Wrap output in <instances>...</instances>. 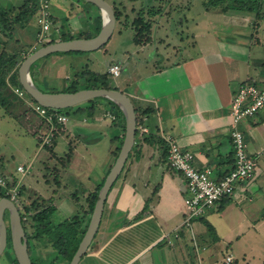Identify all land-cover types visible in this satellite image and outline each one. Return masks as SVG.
Wrapping results in <instances>:
<instances>
[{"label":"crops","instance_id":"obj_1","mask_svg":"<svg viewBox=\"0 0 264 264\" xmlns=\"http://www.w3.org/2000/svg\"><path fill=\"white\" fill-rule=\"evenodd\" d=\"M106 1L120 12L109 38L117 43L111 49L104 44L93 50H100L102 65L94 69L90 62L94 58H88L86 70L105 74L111 63L120 64L117 76L108 73V83L130 98L136 128L141 125L146 131L136 129L130 155L114 181L116 185L113 183L107 193L96 234L78 264H264L260 245L264 240V108L238 125L248 152L256 157L253 178L241 182L230 198L189 225L184 222L185 181L165 159L166 139L170 138L181 149L192 152L197 168L211 166L218 178L230 171L234 159L229 136L230 102L241 83L264 85V16L256 19L255 11L204 8L202 0ZM8 3L16 5V0H0L2 5ZM142 8L148 10L149 39L136 43L134 14ZM51 16L54 22L49 34L54 35L63 25L71 35L73 29L83 33L91 30L89 25L95 27L97 22L86 23L90 17L100 16L102 22L99 8L78 0H51ZM34 22L36 15L21 31L23 39L31 37L35 44L39 29ZM123 39L127 44L121 46ZM54 61L51 56L46 63ZM93 62L97 64L96 59ZM21 101L33 117L31 123L24 117V131L37 142L34 156L21 164L27 167L22 177L35 169L34 162L51 152L64 158L67 180L76 179L70 176L76 168L72 160L84 152L87 167L80 166L83 173L76 174L83 180L81 188L70 190L69 186L76 184L67 182L69 186L61 187L64 194L57 195L51 205L52 215L65 210L66 219L87 216L90 197L115 160L110 151L117 145L116 138L123 136L125 121L100 98L95 99L93 115L66 113L64 123L47 122L33 111L30 100ZM112 126L106 156L94 166V152ZM88 135L95 138L88 141ZM88 169L95 175L86 173ZM15 176L18 178L19 173ZM63 199L71 202L68 209L61 206ZM56 224L49 226L51 230ZM25 234L28 248L31 240L35 257L42 260L51 237L34 231L31 238L26 229ZM227 256L230 262H226ZM6 259L11 261L8 256ZM59 261L50 259V264L62 263Z\"/></svg>","mask_w":264,"mask_h":264},{"label":"rangeland","instance_id":"obj_2","mask_svg":"<svg viewBox=\"0 0 264 264\" xmlns=\"http://www.w3.org/2000/svg\"><path fill=\"white\" fill-rule=\"evenodd\" d=\"M22 0H16V5L13 6L14 8V13L17 12V7L19 4H21ZM264 11V7H263ZM148 10L147 9H138L136 13L134 14V19H146L148 15ZM264 16V15H263ZM88 18V17H86ZM85 20V19H84ZM88 22H97V18L90 17L88 19ZM35 23V28L38 31V25L37 22ZM85 25V24H84ZM94 24H90L89 28L91 30L84 32L85 34L92 35L95 31V27H93ZM88 27V26H87ZM135 30L137 27L133 25L132 27ZM79 29H73L72 33L74 36L82 35L83 32L77 31ZM36 31V32H37ZM22 33V34H21ZM83 33V34H84ZM59 34V33H55ZM22 35V40H19ZM54 34H49V40L51 38H57ZM25 35L23 34V31L16 29L14 32V36L12 37L9 47L17 52L20 53L18 57V63L17 67H19L20 63L22 60L29 54L31 51L35 50L39 46L43 45L44 43H47L48 40L46 39L42 44H34V41L25 38ZM36 37V36H35ZM21 39V38H20ZM109 41V42H108ZM107 43L104 45V48H114L116 45V41H113V37L108 40ZM124 42H122L120 45L124 46V43L126 42L125 39H123ZM34 44V45H33ZM127 44V42H126ZM125 44V45H126ZM93 53L89 52H82L78 54H71V53H52L51 55H46L42 58H39L35 64L32 67V72L34 73V76L37 77L35 78V82L37 83L38 87L41 88L44 91H53V92H60L63 89L65 90L70 81L73 79L75 75L79 74H84L86 72V63L88 62V58H94L97 60V64H94L95 62L94 59H92L91 65H93L94 69H99V67L102 65L101 60V53L99 51H92ZM51 56H54L55 61L51 63H46L50 62ZM138 58L142 59L143 57L141 54L138 55ZM88 62V63H90ZM45 63V64H44ZM87 78L88 76L82 77L79 81V87L84 86L87 83ZM9 99L8 101L5 102L4 105L0 106V173L1 174H6L10 172L13 176L17 174L16 172V167L17 165L21 164H27L28 161L34 156V154L37 151V142L36 138L32 134H28L29 132L24 131V117L27 118L28 122L30 123L33 121L32 115H29L27 113L28 111L25 110V105L22 103L21 99L17 94H15L14 91L8 92ZM27 94V93H26ZM20 99V100H18ZM26 100H30L29 96L26 95ZM83 105H88V103H84ZM71 108H65L61 109L62 112L64 113H71L72 111L70 110ZM114 127L112 126L111 128H107L105 131V134L103 135L102 142L98 145L97 150L94 152L95 154V159H93L94 166L98 165L101 163V160L103 157H105L107 153V149L109 148V145L111 144V136L112 134V129ZM114 130V129H113ZM88 141L93 140L95 137L94 136H87ZM79 151H81V146H77ZM46 149V147L44 148ZM83 150V149H82ZM60 152V151H58ZM81 156L78 158L77 156L73 158L72 164L76 167L71 170L72 173L70 176L72 178L76 179H69L67 180V175L65 174L66 172L68 173L69 171H66V169L63 167L64 162L62 161L61 157H56L53 156L51 152L47 153L45 155V158L39 161V159L34 162L35 169L33 171L30 170V172L25 176L22 177L19 173L20 181H22L19 184V211L21 214V219L23 222V226L26 229V233H31L30 237L32 238L34 236V231L33 227L31 226L32 221L30 219V215L33 214L34 212L41 210L49 205H51L53 202V199L57 198V195L64 194L63 192V187L64 185H67L68 183H74L76 184L75 187L69 186L70 190H73L74 188L80 189L82 185V178H77V175L80 173H83L82 169H79L80 166H83L84 162H88L86 159V154L84 152H81ZM113 158V157H112ZM84 161V162H83ZM89 171V172H88ZM86 173H93L92 176H94V172H90L88 169ZM78 173V174H77ZM77 174V175H76ZM16 177V176H15ZM85 182V181H84ZM27 183V184H26ZM117 181L114 183L113 187L116 185ZM84 184V183H83ZM23 188H22V187ZM57 187V188H56ZM85 187V185H84ZM60 191V193H58ZM78 198H81V194L77 195ZM76 197V196H75ZM61 206L67 207V209L70 207L71 202L66 200H62ZM79 204H82V202H78ZM32 207L30 214L25 216V208L30 206ZM77 207V205H76ZM51 222L52 223H57L65 220L67 217V214L64 210L63 213L57 211L53 215H51ZM211 234H214L212 232ZM30 238V239H31ZM249 239V238H248ZM80 241V239H79ZM78 241V243H79ZM52 245V239L49 241ZM47 240V250L42 251L43 258L37 260L35 257V253L32 246V241L29 240V256L33 260L34 264H50V259H53L54 261L62 262L60 264H65L66 260L62 258H57V252L55 248L51 246L50 243ZM77 244V243H76ZM263 245L264 248V240L260 244ZM76 245L73 246L72 248L75 249ZM12 257V251L7 250L5 251L1 256H0V264H12L10 260H7L6 258ZM41 260V261H40ZM63 260V261H61ZM70 259L68 258L67 261ZM6 262V263H5ZM58 263V262H57ZM56 263V264H57Z\"/></svg>","mask_w":264,"mask_h":264},{"label":"water","instance_id":"obj_3","mask_svg":"<svg viewBox=\"0 0 264 264\" xmlns=\"http://www.w3.org/2000/svg\"><path fill=\"white\" fill-rule=\"evenodd\" d=\"M101 10L102 22L99 31L90 37H74L56 40L39 46L29 53L18 67V80L22 89L37 104L52 108L65 109L96 98L113 101L125 119L123 140L118 154L97 192L87 227L68 264H78L88 249L99 226L104 202L112 184L120 174L133 146L136 135V114L130 98L120 90L112 88H82L76 91L50 92L39 88L30 76V69L39 58L57 52H86L102 47L111 37L115 27V14L106 0H83ZM10 245L18 264H32L28 252L25 229L17 206L8 198H0V256Z\"/></svg>","mask_w":264,"mask_h":264},{"label":"built area","instance_id":"obj_4","mask_svg":"<svg viewBox=\"0 0 264 264\" xmlns=\"http://www.w3.org/2000/svg\"><path fill=\"white\" fill-rule=\"evenodd\" d=\"M36 22L39 31L35 44H42L49 40V30L52 27L51 0H39L36 12ZM59 30L56 28V32ZM121 66L118 62H113L108 66V73L114 77L120 73ZM13 91L20 98H26V92L20 87H14ZM31 101V100H30ZM32 109L41 115L47 122L55 121L64 123L67 119L65 113L57 109L43 107L31 101ZM264 108V85L255 82L241 83L232 95L229 115L231 118L229 136L233 148V165L230 171L218 178L215 176L211 166L197 168L193 161L192 152L181 149L174 140L167 138L166 162L168 166L179 172L185 181V218L184 222L189 225L192 220L203 217L210 209L219 202L230 198L236 187L244 181L253 178L257 166L255 155L250 154L244 140V135L239 129V123L243 118L253 117L259 110ZM145 132L146 128L139 125L137 128ZM27 167L19 165L16 171L23 175ZM13 179L0 173V190L4 197L11 200L17 207L19 204V184L22 182L17 178L13 184ZM226 262L231 261V257H226Z\"/></svg>","mask_w":264,"mask_h":264},{"label":"trees","instance_id":"obj_5","mask_svg":"<svg viewBox=\"0 0 264 264\" xmlns=\"http://www.w3.org/2000/svg\"><path fill=\"white\" fill-rule=\"evenodd\" d=\"M38 1L39 0H22L21 4H19V6L16 9L17 10L16 13L13 12L14 4H10V3L6 5L0 4V106L4 105L5 102L8 101L9 99L8 92H12L14 87L22 88L18 80V67H17V63L19 61L18 57L20 53L13 51L9 47V43L12 37L14 36V32L16 29L22 30V29L28 28L30 23L35 19V15H36L37 8H38ZM78 1L83 2V0H78ZM130 1H135V0H130ZM155 1H160V0H155ZM86 3L91 4L89 2H86ZM202 5L204 8L220 7L222 8V10L239 9V10H245V11H255L256 19H260L264 15V11H263L264 0H202ZM112 8L114 10L115 19H118L120 16L119 10L115 6ZM51 18L54 22L53 16H51ZM133 25L137 27L134 33V41L136 43L148 42V39H149L148 35L150 33L148 20L143 19V18H140V19L137 18L134 20ZM100 26H101V18L100 16H98L97 24L95 27L96 29L94 31V34L92 35H95L99 31ZM66 28L67 27L66 26L64 27V25L62 26V28L60 27L59 29L60 32L57 38H51L50 40H48L47 43L53 42L56 40L74 38V36L71 35L69 30H67ZM92 35H88L84 33L80 35L79 37H90ZM18 39L20 40V38ZM57 53H60V52H57ZM69 53L77 54L79 52H69ZM34 64L35 62L31 66L30 76L33 82L36 84L35 82L36 76H34V73L32 72V67ZM85 76H88L86 80L87 83L84 86L79 87L78 81L82 77H85ZM109 80L110 79H109L108 73L96 74L94 72L86 70L84 74L75 75L73 79L70 81L65 91H76L82 88L116 89L108 83ZM29 99L33 101V99H31L30 97ZM100 99L106 100L111 105V108L116 109L117 112L120 114L121 118L123 119V121H125L123 113L113 101L106 99V98H100ZM94 102H95V99H92L87 102L88 103L87 106L83 105L82 103L74 107H71L70 110H72L73 114L85 113L87 115H93L95 112ZM124 126L125 125L123 122V129H124ZM116 140H117V145L112 147V150L110 151L114 159L116 158L118 151L120 149L123 136L117 137ZM165 156H166V149H165ZM5 175L13 179V182H12L13 184L16 182L17 177L13 176L9 172L6 173ZM102 182L97 186L95 192L90 197L89 208L86 214L89 217L92 212L94 203L97 199V192L100 186L102 185ZM1 197H4V194L0 190V198ZM31 209H32L31 205L25 208V211H26L25 216L26 214L27 215L30 214ZM53 211H54V207L52 205H49L31 214L30 215V219L32 221L31 226L34 227L33 229L36 232V234L45 233L51 237L52 242H53V247L55 248L57 252V258L71 259L78 245L79 239H81L82 235L85 232V229L89 221V217L87 218V216H84V215H75L71 217L70 219H66L57 224L55 223L56 224L55 230H51L49 226L50 225L54 226V223L51 222V215ZM206 226L210 228V225L206 224ZM75 245H76L75 249L72 248ZM9 249L10 251H12L11 248ZM10 262L12 264H18L14 256L11 257Z\"/></svg>","mask_w":264,"mask_h":264},{"label":"flooded vegetation","instance_id":"obj_6","mask_svg":"<svg viewBox=\"0 0 264 264\" xmlns=\"http://www.w3.org/2000/svg\"><path fill=\"white\" fill-rule=\"evenodd\" d=\"M10 247H11V246L8 244V245H7V249H6V251L9 250Z\"/></svg>","mask_w":264,"mask_h":264}]
</instances>
